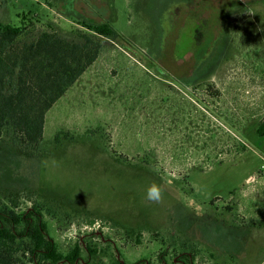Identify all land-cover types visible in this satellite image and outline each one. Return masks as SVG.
Here are the masks:
<instances>
[{
	"label": "rangeland",
	"instance_id": "1",
	"mask_svg": "<svg viewBox=\"0 0 264 264\" xmlns=\"http://www.w3.org/2000/svg\"><path fill=\"white\" fill-rule=\"evenodd\" d=\"M21 15L70 40L109 22L123 40L94 35L35 153L0 142V204L37 203L79 264L86 245L87 264H264V0H0L1 21Z\"/></svg>",
	"mask_w": 264,
	"mask_h": 264
},
{
	"label": "trees",
	"instance_id": "2",
	"mask_svg": "<svg viewBox=\"0 0 264 264\" xmlns=\"http://www.w3.org/2000/svg\"><path fill=\"white\" fill-rule=\"evenodd\" d=\"M20 17L19 25L0 20V142L10 139L31 155L43 138L48 110L97 60L103 45L94 35L123 39L109 22L83 23L86 30L70 40L47 29L37 33L31 16ZM255 134L264 140V118ZM84 250L87 264L97 250L89 245ZM18 251L21 257L15 256ZM181 255L183 261L166 264L193 262ZM83 259L79 244L66 254L59 250L37 203L22 212L0 204V264H79Z\"/></svg>",
	"mask_w": 264,
	"mask_h": 264
},
{
	"label": "clouds",
	"instance_id": "3",
	"mask_svg": "<svg viewBox=\"0 0 264 264\" xmlns=\"http://www.w3.org/2000/svg\"><path fill=\"white\" fill-rule=\"evenodd\" d=\"M166 188L163 184L153 180L147 187L146 199L153 203H160L164 199Z\"/></svg>",
	"mask_w": 264,
	"mask_h": 264
},
{
	"label": "built area",
	"instance_id": "4",
	"mask_svg": "<svg viewBox=\"0 0 264 264\" xmlns=\"http://www.w3.org/2000/svg\"><path fill=\"white\" fill-rule=\"evenodd\" d=\"M264 175V159L262 160V163L260 165V169H259V176H263ZM253 180V179H251Z\"/></svg>",
	"mask_w": 264,
	"mask_h": 264
},
{
	"label": "crops",
	"instance_id": "5",
	"mask_svg": "<svg viewBox=\"0 0 264 264\" xmlns=\"http://www.w3.org/2000/svg\"><path fill=\"white\" fill-rule=\"evenodd\" d=\"M262 177H263V176H259V178L257 179L258 182L262 183V181H263V178H262Z\"/></svg>",
	"mask_w": 264,
	"mask_h": 264
},
{
	"label": "flooded vegetation",
	"instance_id": "6",
	"mask_svg": "<svg viewBox=\"0 0 264 264\" xmlns=\"http://www.w3.org/2000/svg\"><path fill=\"white\" fill-rule=\"evenodd\" d=\"M190 54H191V53H190ZM188 55H189V54H187V56H186V57H188ZM192 55H193V54H192Z\"/></svg>",
	"mask_w": 264,
	"mask_h": 264
}]
</instances>
